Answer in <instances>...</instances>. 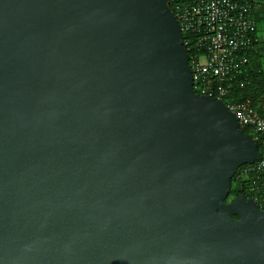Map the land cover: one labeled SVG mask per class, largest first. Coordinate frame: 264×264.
I'll return each instance as SVG.
<instances>
[{
    "label": "water",
    "instance_id": "95a60500",
    "mask_svg": "<svg viewBox=\"0 0 264 264\" xmlns=\"http://www.w3.org/2000/svg\"><path fill=\"white\" fill-rule=\"evenodd\" d=\"M167 0H0V264H264L260 159L197 96Z\"/></svg>",
    "mask_w": 264,
    "mask_h": 264
},
{
    "label": "built area",
    "instance_id": "2783aa9c",
    "mask_svg": "<svg viewBox=\"0 0 264 264\" xmlns=\"http://www.w3.org/2000/svg\"><path fill=\"white\" fill-rule=\"evenodd\" d=\"M166 5L181 33L194 93L222 102L239 129H249L248 135L256 142L264 135V118L259 113H264V102L231 98L245 87L237 79L245 73L246 53L256 43L253 4L247 0H167ZM249 173L256 176L249 191L257 190V181L264 189V160L245 167L241 174Z\"/></svg>",
    "mask_w": 264,
    "mask_h": 264
},
{
    "label": "trees",
    "instance_id": "16d2710c",
    "mask_svg": "<svg viewBox=\"0 0 264 264\" xmlns=\"http://www.w3.org/2000/svg\"><path fill=\"white\" fill-rule=\"evenodd\" d=\"M247 1L251 2L250 0ZM254 38L256 39V43H254L251 49L246 53L247 59L249 60V65L246 71H244L245 73L241 74L237 79L238 82H243L245 87L242 90L234 91L233 95L231 96L233 100H244L250 98L253 99L255 103L258 101L264 102V100H261L264 99V79H259L256 72L258 66H261V62H258L256 65H254L252 62V60L256 59L254 56L256 49L258 48L256 24ZM255 62H257V60H255ZM259 113L264 118V113L262 111H259ZM242 131L244 134H249V129L247 128L243 129ZM256 144L258 145V154L260 159L264 160V135L257 139ZM248 166L249 165L240 167L231 179V189L227 197V201L229 198L233 200L236 196L243 194L247 198L253 199L261 209H264V202H260L261 199H264V189L262 188L261 181H257V190L252 193L249 191L248 187L255 180L256 176L252 173L246 175L241 174L243 169Z\"/></svg>",
    "mask_w": 264,
    "mask_h": 264
},
{
    "label": "crops",
    "instance_id": "0c3cea01",
    "mask_svg": "<svg viewBox=\"0 0 264 264\" xmlns=\"http://www.w3.org/2000/svg\"><path fill=\"white\" fill-rule=\"evenodd\" d=\"M255 6L254 14L252 15L257 26V39L258 48L255 52V60H252L253 64L256 65L258 62L264 63V0H250ZM261 64V65H262Z\"/></svg>",
    "mask_w": 264,
    "mask_h": 264
},
{
    "label": "rangeland",
    "instance_id": "374dc122",
    "mask_svg": "<svg viewBox=\"0 0 264 264\" xmlns=\"http://www.w3.org/2000/svg\"><path fill=\"white\" fill-rule=\"evenodd\" d=\"M254 10H255V6H253V13H252V15L254 14ZM254 22H255V20H254ZM261 63H260V65H261ZM256 72H257V75H258L259 79L260 78L261 79H264V63L261 66H258ZM261 100L263 101L264 99H261ZM230 201H232L231 198H229L227 202H230Z\"/></svg>",
    "mask_w": 264,
    "mask_h": 264
},
{
    "label": "clouds",
    "instance_id": "9594fccd",
    "mask_svg": "<svg viewBox=\"0 0 264 264\" xmlns=\"http://www.w3.org/2000/svg\"><path fill=\"white\" fill-rule=\"evenodd\" d=\"M256 143V142H255Z\"/></svg>",
    "mask_w": 264,
    "mask_h": 264
}]
</instances>
